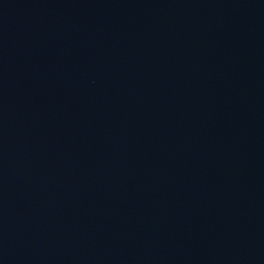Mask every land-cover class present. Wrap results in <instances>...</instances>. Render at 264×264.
Returning a JSON list of instances; mask_svg holds the SVG:
<instances>
[{
  "label": "water",
  "instance_id": "1",
  "mask_svg": "<svg viewBox=\"0 0 264 264\" xmlns=\"http://www.w3.org/2000/svg\"><path fill=\"white\" fill-rule=\"evenodd\" d=\"M0 264H264V0H0Z\"/></svg>",
  "mask_w": 264,
  "mask_h": 264
}]
</instances>
